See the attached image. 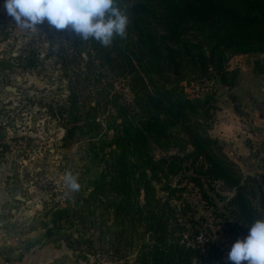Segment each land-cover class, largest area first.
<instances>
[{"label": "rangeland", "instance_id": "obj_1", "mask_svg": "<svg viewBox=\"0 0 264 264\" xmlns=\"http://www.w3.org/2000/svg\"><path fill=\"white\" fill-rule=\"evenodd\" d=\"M75 36L67 28L55 29L47 20L35 30L23 29L7 14L4 0H0V264H154V239L160 234L146 224L159 218L154 217L153 204H147L143 191L132 190L126 202L130 218L136 220L134 228H128L124 214L116 212L113 204L119 199L112 192L111 196L105 189L102 196L94 192L97 175L112 172L107 144L121 129V118L125 115L138 120L129 81L88 57ZM190 41L196 43L195 37ZM226 58L225 69L237 72L234 86H223L211 69L210 78L200 85L215 100L212 120L206 129L212 140H216L211 133L217 123L216 111L223 105L230 104L239 113L243 118L240 124L249 116L244 111L248 93L264 106V74L258 72L264 69V55L227 54ZM189 72V69L183 72L180 79L175 77L173 87L178 91L183 87L190 92L188 83L190 88H197L199 83L193 81ZM6 88L15 89V93ZM72 114H78L77 124L83 128L65 143L63 138ZM253 130L247 131L254 136L247 135L246 140L252 143L256 140L257 151L252 155H237L231 140L229 143L216 140L217 147L243 176H264V137L254 134L260 132L258 126ZM152 149L151 155L156 160L176 153L155 146ZM127 159L131 161L130 157ZM140 172L135 170L137 180ZM67 173L77 178L78 191L69 190L65 182ZM177 181L176 178L171 186ZM183 186L190 192L191 185L183 181L180 187ZM196 192L192 190L190 194L198 214L204 216L197 242L205 243L202 235L204 229L214 226L213 214L194 196ZM233 195V191L221 193L224 200ZM163 197L164 193L159 192L161 204L166 202ZM248 199L261 214L257 218L264 219L258 194ZM170 202L171 206L179 207L177 201ZM57 209L68 210V220L47 237L46 231L52 227L50 213ZM167 225L174 229L173 221ZM214 229L218 234L206 240L220 246L224 250L223 260L230 262L231 245L219 239L222 234L218 226ZM75 241L80 242V249ZM205 249L201 245V254Z\"/></svg>", "mask_w": 264, "mask_h": 264}, {"label": "trees", "instance_id": "obj_2", "mask_svg": "<svg viewBox=\"0 0 264 264\" xmlns=\"http://www.w3.org/2000/svg\"><path fill=\"white\" fill-rule=\"evenodd\" d=\"M117 2L129 16L125 38L116 37L105 47L95 40L75 36V40L79 39L78 46H84L82 51L88 57L113 75L128 79L138 110L135 116L138 120L123 115L121 129L108 142L107 155L112 172L97 175L94 192L101 196L104 189L109 196L112 192L115 199H119L113 204L116 212L124 214L128 228H134L136 220L130 218L126 202L132 190L143 191L147 204H153L154 217L159 218L146 224L155 228V234H160L154 239V264H192L193 260L196 264H230L223 260L224 250L206 239L211 240V235L218 234L215 226L222 234L219 239L230 245L247 235L246 225L261 215L248 197L258 194V203L264 211V176H243L221 154L218 142L207 135L215 100L200 85L210 78L211 69L223 86H234L237 72L225 69L227 54L264 55V0ZM67 30L75 35L70 28ZM192 37L196 43L190 41ZM32 65L33 62L29 64ZM187 69L193 81L199 83L197 88H190L188 83V93L186 88L178 91L173 87L174 79H180ZM79 121L78 114H72L63 138L65 143L72 141L76 130L83 128L77 124ZM152 146L176 153L156 160L151 155ZM112 147L115 149L111 150ZM111 155L114 156L112 162ZM137 169L141 170L138 180ZM176 178L178 181L173 187L171 183ZM183 181L191 185L190 192L197 190L194 196L200 198L206 209H212L214 226L204 229L205 243L197 242L202 234L204 216L198 214L194 197L186 192L187 188L180 187ZM155 187H159L158 190ZM226 191L234 192L228 200L221 196ZM159 192L164 193L165 203L159 202ZM170 201H177L179 207L171 206ZM50 217L52 227L47 229V237L58 231L63 221L67 222L69 211L57 209ZM170 221L174 229L168 228ZM75 242L80 249V242ZM201 245L206 248L204 254H201Z\"/></svg>", "mask_w": 264, "mask_h": 264}, {"label": "clouds", "instance_id": "obj_3", "mask_svg": "<svg viewBox=\"0 0 264 264\" xmlns=\"http://www.w3.org/2000/svg\"><path fill=\"white\" fill-rule=\"evenodd\" d=\"M4 7L16 24L27 30L47 20L57 30L70 28L82 40L92 39L110 46L116 37L125 38L127 12L117 0H4ZM71 192L80 189L77 178L65 176ZM247 235L238 238L228 252L230 264H264V219H255Z\"/></svg>", "mask_w": 264, "mask_h": 264}, {"label": "crops", "instance_id": "obj_4", "mask_svg": "<svg viewBox=\"0 0 264 264\" xmlns=\"http://www.w3.org/2000/svg\"><path fill=\"white\" fill-rule=\"evenodd\" d=\"M258 72L262 75L264 74V69H259ZM247 98L246 103H244L246 110L244 108L243 110L247 111L249 116L246 117L247 121H243L244 124L239 123L241 122L240 119H243L238 115L239 113H235L232 106L227 104L223 105L220 108L221 110L216 111L217 123L215 124V129L211 131L214 139L218 141L229 143L228 141L231 140L236 154L242 157L252 155L254 151H257L254 145L256 140L254 143L246 142L248 139L247 135H250V137L254 136L253 134H248L247 131H254L253 127L256 125L260 132L255 131L254 134L258 136L259 133L260 137H264V106L260 105L257 98H252L249 93ZM247 103L250 105L249 107ZM235 132L237 134H234Z\"/></svg>", "mask_w": 264, "mask_h": 264}, {"label": "water", "instance_id": "obj_5", "mask_svg": "<svg viewBox=\"0 0 264 264\" xmlns=\"http://www.w3.org/2000/svg\"><path fill=\"white\" fill-rule=\"evenodd\" d=\"M7 90H10L11 92L15 93V89L13 88H6Z\"/></svg>", "mask_w": 264, "mask_h": 264}]
</instances>
